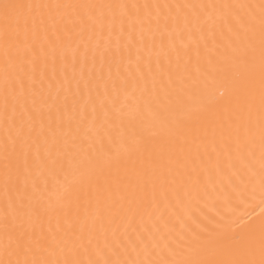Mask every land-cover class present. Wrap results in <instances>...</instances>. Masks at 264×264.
I'll return each instance as SVG.
<instances>
[{"label":"snow or ice","instance_id":"1","mask_svg":"<svg viewBox=\"0 0 264 264\" xmlns=\"http://www.w3.org/2000/svg\"><path fill=\"white\" fill-rule=\"evenodd\" d=\"M0 264H264V0H0Z\"/></svg>","mask_w":264,"mask_h":264}]
</instances>
